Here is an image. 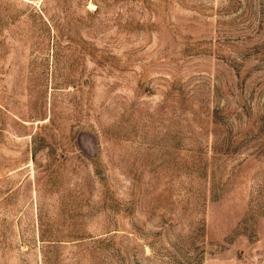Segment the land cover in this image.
Returning <instances> with one entry per match:
<instances>
[{
    "label": "rangeland",
    "instance_id": "374dc122",
    "mask_svg": "<svg viewBox=\"0 0 264 264\" xmlns=\"http://www.w3.org/2000/svg\"><path fill=\"white\" fill-rule=\"evenodd\" d=\"M0 264H264V0H0Z\"/></svg>",
    "mask_w": 264,
    "mask_h": 264
}]
</instances>
